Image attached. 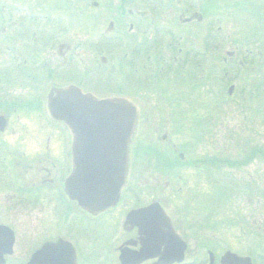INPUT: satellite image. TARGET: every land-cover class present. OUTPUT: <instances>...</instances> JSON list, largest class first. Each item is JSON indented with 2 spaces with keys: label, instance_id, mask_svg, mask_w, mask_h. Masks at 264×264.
<instances>
[{
  "label": "rangeland",
  "instance_id": "374dc122",
  "mask_svg": "<svg viewBox=\"0 0 264 264\" xmlns=\"http://www.w3.org/2000/svg\"><path fill=\"white\" fill-rule=\"evenodd\" d=\"M175 1L170 2L174 4ZM182 1L181 7L184 8L185 2ZM199 1L195 0L196 8L199 6L197 5ZM211 1L213 19L217 18L218 25L223 28V44L206 42V29L203 23H196L191 28L193 42L191 37L190 41L184 38L178 46L176 45L182 47L184 55H178L176 61L162 64L164 71L161 74L153 72L150 69L152 63H149L147 77L140 79L134 76L131 81L128 80L126 71L124 56L126 48L120 44L117 47L110 40L97 42L91 25L86 22L84 25L80 23V29L83 27L85 29V40L100 45H85L86 53L83 58L81 57L82 65H85L84 60H88L91 69L85 79L76 81L95 82L94 86L89 84L87 87L99 96L121 92L143 97L147 101L152 113L147 121L145 118L141 121L138 140L133 148V156L136 160L132 163L134 177L131 186L136 187L135 193L139 202L144 203L151 198H163L168 215L174 217L179 210L187 214L182 226L188 230L191 225L190 220H195L194 227L190 228L189 232L186 229L191 253L194 251V244H202L201 242L206 245L212 242L219 246L235 244L236 247L241 232L248 233L251 229L256 231L255 227L264 223V0ZM202 4L204 5V0ZM78 25L77 21L70 19L67 23L69 32L52 31L51 35L53 39L59 37L62 39L64 37L62 35L68 34V42H70L73 38L70 30ZM168 26L175 28L177 38L182 35L183 27ZM23 31L27 33V30ZM7 34L5 36H11L12 31L9 30ZM46 37L49 38L47 35ZM169 38L166 36L164 45ZM19 40L21 44H27L24 36H20ZM176 42L177 40L174 44ZM56 44L54 50L57 49ZM18 49L20 54L26 50L25 47ZM38 49L39 54L43 55L46 52L45 44L40 45ZM101 50L111 54V57L115 55L117 65L115 71H111L106 66H98L99 56L94 54ZM233 50L235 51L233 57L226 55V52ZM3 53L9 54L7 48L1 46L0 55ZM14 65L13 62L0 63L2 69H11ZM82 65L74 62L60 66L58 61L57 66L62 70L53 69L51 78L47 79L46 84L48 81H58L59 77L63 81L77 79L76 73L83 67ZM41 78H38L35 86L43 93L45 85H39ZM19 85L14 86L13 91L21 94L9 95L10 101L18 102L20 98L28 96L24 95L23 88L26 86ZM6 96L8 95L4 94V97ZM0 98L3 99L1 93ZM30 98L34 100L38 95ZM6 100L9 99L6 97ZM10 114L14 120L18 112ZM30 114V112L22 113L21 118L33 123L35 120L47 117L45 109ZM11 128L6 136L13 140L10 136ZM54 128L51 127L52 130H55ZM163 135H166L165 139L162 138ZM57 139H60V135ZM29 144L34 145L33 139L29 140ZM45 145V142L37 143L35 149L37 148L38 154H46ZM51 147L50 145L49 151H52ZM1 150L0 162L3 152H6L3 148ZM179 153L184 155L183 160H179ZM54 159L58 160V156ZM24 160L23 163L28 162V159L25 162ZM36 169L37 167L34 166V169L25 173L21 168L18 169L19 185H10L12 181L7 180L12 177L7 175L5 178L0 174V223L10 226L16 233L14 254L11 255L12 258L10 256L12 261H8V264L26 260L29 256L28 252L35 247V242H40L41 238L51 234V229L46 231L50 225L44 223L46 218L43 213L48 212V208H52L56 213H58L57 208L60 210L53 202L54 198L49 204L47 200L43 201L42 206L33 207L31 211V206L25 201L18 200L31 196V193L23 191L20 185L35 183ZM38 176L37 173V178ZM14 186L20 187V190L17 191V187L13 188ZM14 193L18 197L9 199ZM47 194L49 196L50 192ZM47 194L43 196L44 199L48 198ZM131 202H127L125 206L124 203L120 204L117 210L110 213L111 218L116 220L121 215V211L129 208L130 203L132 206L135 200ZM206 214H212L211 226L205 220ZM111 218L109 216L106 220ZM102 226L106 227L107 224ZM61 230L64 231V225ZM261 236L259 244L262 246V253L263 232ZM103 237L102 234H96L93 237L96 238L95 243L85 246L87 254L84 251L83 256L90 255L89 253H92L96 246V249L100 248L98 244L104 241ZM246 238L247 234L244 237L245 246L237 247L244 253L252 252V247ZM99 257L98 260H101L104 255ZM92 258L93 260H89L90 264H97V259H94L96 257ZM257 264L262 263L257 262Z\"/></svg>",
  "mask_w": 264,
  "mask_h": 264
},
{
  "label": "flooded vegetation",
  "instance_id": "af4514ba",
  "mask_svg": "<svg viewBox=\"0 0 264 264\" xmlns=\"http://www.w3.org/2000/svg\"><path fill=\"white\" fill-rule=\"evenodd\" d=\"M170 1L0 0V47L7 48L9 52V54L3 53L0 55V63H15L11 69H2L3 67H0L3 70H0V93L3 96V99L0 98V151H2L1 148L6 150L5 153L3 152L4 155L0 162V174L5 176V178L7 175L12 177V179L7 180L12 181L10 185H19L18 169L21 168L25 173V171L34 169V166H36V172L39 174L38 178L37 173L35 174L37 181L35 180V183L30 185L24 183L20 185L22 190L30 192L31 196L23 199L19 198L18 200L25 201L27 205L31 206V211L33 207L42 206L43 201L47 200L49 204V201L51 202L52 198H54L53 202L60 209L58 210L57 208L56 211L58 213H56L52 208H48V212L43 213L46 218L44 223L50 225L46 231L48 232L51 229V234L41 238L42 241H38L39 243L35 242V247L28 252L29 256L24 262L13 261L12 264H27L32 255L40 250L45 243H56L59 240L68 243L71 250L70 248L65 249L66 247L64 246L57 248L56 251L58 253L66 252L69 254L66 258L62 256L61 258H64V261L57 264H90L89 260H93L92 257H96L94 259H97V264H249L247 260L244 263L235 257L249 258L250 264H257V262L264 264V249L261 253L262 246L259 244V240L262 237L261 233H264V223L262 226L258 224L255 227L256 231L251 229L248 233L245 231L241 232L240 240L237 241L236 247L235 244H228L227 246L221 244L219 246L212 242L207 243V245L201 242L202 244H194V251L191 253L188 232L191 230L190 228L194 227L195 220H190L191 225L189 222L187 223L188 226L190 225L189 230L182 226L187 214L185 215L183 211L179 210L174 217L168 215L165 204H163L164 199L159 198L161 195H159V199L151 198L147 202H139L140 200L136 198L137 193H135L137 189L131 186L133 174L122 190L118 202L114 206L94 214L84 211L76 201L69 200L64 192L63 182L70 174L72 168V137L68 128L62 122L53 120L47 114L46 95L52 87L73 85L82 92L92 93L98 98L112 96L127 98L139 111L137 137L140 132L141 121L144 118L147 121L150 113H152L151 108L146 103L147 101L143 97L137 96L138 93L133 92L137 94V97L121 92L99 96L87 87L89 84L94 86L95 82L76 81L85 79L86 74L91 69L88 60H84L85 65H82L81 57L83 58L86 53L85 45H100L90 40H85V29L84 27L80 29V23L84 25V22H86L91 25V30H93L97 42L110 40L117 47L119 44L125 47L124 56L126 57L128 80L131 81L134 76L142 79L148 75L149 63H152L150 69L153 72L161 74L164 71L161 67L162 64L176 61L178 55L183 54L182 47H176V45L178 46L184 38L190 41V37L192 38L191 32H193L191 28L196 23H203L206 29V42L223 44V28L218 25L217 18L213 19L211 0H204V5L202 0H200L197 3L199 5L197 8L194 6L196 5L195 0H190V2L189 0H184V8L181 7L182 0H176L174 4ZM252 13L254 12L252 11ZM70 19L79 23L76 27L77 29L73 27L70 30L73 36L70 42H68V34L62 35L65 38L53 39L52 31L66 30L69 32L67 23H69ZM156 21L157 24H155ZM168 25H173L177 28L183 27L181 29L182 35L177 38L175 28ZM9 30L12 31V35L10 34L11 36L7 37L5 35H8L7 32ZM23 30H27V33H24ZM20 36H24L27 39V44L19 42ZM166 36L170 38L164 45ZM176 40L177 42L174 44ZM225 40H228V35L225 36ZM54 42L57 43H55L57 45L56 50L53 49L55 46ZM191 42H193V38ZM42 44H45L46 52L40 55L38 48ZM22 47H25L26 50L23 54H20L18 48ZM234 54V50L226 52L228 56L233 57ZM94 55L99 56L98 66H106L111 71L116 70L117 65L115 64L114 54L111 57V54L101 50ZM95 60L93 61L95 62ZM224 60L226 61V58ZM58 61H60V66L74 62L82 65L83 67L76 73L77 79L63 81L59 77L58 81L60 82L54 80L48 81L46 84L47 79L51 78L50 74L53 69L56 71L62 70L59 69L60 66H57ZM140 63L141 65H139ZM144 68L146 70H143ZM40 77L42 78L39 85H45L43 93L35 86V82ZM18 84H20L19 86H26L23 90L25 92L24 95L28 96L20 98L17 100L18 102L10 101L9 95L13 93L16 95L21 94V92L13 91ZM131 87L133 88V85ZM4 94L8 95L6 97L9 100H6ZM36 95H38V98L31 100L30 97ZM43 109H45L47 117L35 120L33 123H30V120L27 122L26 119L21 118L22 113L30 112L32 114ZM17 112V118L13 120L10 117V113ZM52 126L55 127V130L51 129ZM10 127H12L10 136H12L11 139L13 140H10L8 135L6 136ZM16 131L18 132L17 135ZM59 135L60 139H57ZM137 137L136 140H138ZM165 137L166 135L162 136L163 139ZM38 138H41V140H38ZM30 139H33V144L36 143L30 146ZM136 140L135 142H137ZM40 142L46 143L45 147L47 150H44L46 154H38L37 148L35 149L37 143ZM50 145L52 146V151L48 150ZM28 147L29 151H27ZM55 156H58L60 162L54 159ZM133 157L132 150L131 165L136 160V157ZM183 158L184 155L179 153V160H183ZM27 159L28 162H25ZM23 160L25 163H23ZM175 165L179 166L178 163H175ZM161 167H163L162 164ZM15 187L17 186L13 188ZM20 187H17V191L20 190ZM178 188L181 189L180 187ZM47 192H50L49 196ZM46 194L48 198L44 199L43 196ZM17 197L14 193L9 196V199ZM126 200L127 202L135 200V202L132 206L131 202L129 208L122 210L121 215L116 220L113 217L111 218L110 213L117 210L122 203L125 206ZM152 205L157 207L153 210L154 214H138L128 218L129 212ZM158 207L167 214L170 227L165 223L164 216L158 214ZM73 214L75 216H72ZM109 216L111 219L106 220ZM205 216L207 217L205 220L210 224L212 214H206ZM105 223L107 226L103 227L102 224ZM2 224L10 228L15 237L16 233L14 230L10 226ZM254 224H256L255 221ZM63 225L64 231L61 230ZM96 234H102L104 241L98 244L100 248L96 249V246L93 249L94 252L92 251V253H89L90 255L84 257L82 253L86 250L85 246L95 243L96 238L93 237ZM246 234V240L252 247V252L245 251L244 253L237 246H245L244 237ZM100 249L101 251H99ZM87 250L90 252L89 249ZM85 253L87 254L86 251ZM12 254H14L13 247H11L10 253L3 255V264L9 263L8 261L11 260ZM71 254L72 257L70 256ZM99 255H104V257L98 260L100 259Z\"/></svg>",
  "mask_w": 264,
  "mask_h": 264
},
{
  "label": "water",
  "instance_id": "95a60500",
  "mask_svg": "<svg viewBox=\"0 0 264 264\" xmlns=\"http://www.w3.org/2000/svg\"><path fill=\"white\" fill-rule=\"evenodd\" d=\"M46 100L50 117L62 121L72 137V168L63 182L66 196L91 214L114 206L130 174V146L137 131V107L125 97L98 98L73 85L52 87ZM155 208L152 205L132 211L128 218L154 214ZM158 214L164 216L170 227L159 207ZM13 241L11 230L0 226V264L4 263L3 255L11 252ZM61 246L71 250L68 243L60 240L45 243L27 264L63 262L69 254L58 253L56 249ZM235 258L250 264L247 258Z\"/></svg>",
  "mask_w": 264,
  "mask_h": 264
}]
</instances>
